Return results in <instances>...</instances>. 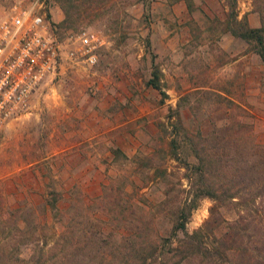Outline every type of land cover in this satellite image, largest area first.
Wrapping results in <instances>:
<instances>
[{"label": "rangeland", "instance_id": "rangeland-1", "mask_svg": "<svg viewBox=\"0 0 264 264\" xmlns=\"http://www.w3.org/2000/svg\"><path fill=\"white\" fill-rule=\"evenodd\" d=\"M31 4L44 10L65 46L82 30L98 32L104 44L92 66L63 63L29 110L1 130L4 248L13 242L21 258L53 260L57 254L49 252L56 251L66 223L76 219L85 228V217L97 219L87 231L99 227L107 240L121 239L126 224L142 225L128 211L122 221L106 210L123 186L120 202L131 200L145 211L151 230L165 234L172 206L187 195L185 175L193 182L198 174L189 143L209 149L213 131L232 152L225 130L215 124L245 132L243 144L252 138L264 144V63L228 30L236 27L229 8L246 22L251 11L259 26L264 0H0V17ZM152 58L165 94L146 83ZM249 61L251 68L240 73ZM258 83L261 93L254 91ZM177 102L179 124L171 112ZM166 190L170 199L163 203ZM210 203L206 196L199 199L185 222L188 232L202 223Z\"/></svg>", "mask_w": 264, "mask_h": 264}, {"label": "trees", "instance_id": "trees-1", "mask_svg": "<svg viewBox=\"0 0 264 264\" xmlns=\"http://www.w3.org/2000/svg\"><path fill=\"white\" fill-rule=\"evenodd\" d=\"M229 9V16L233 17L236 27L228 30L246 41L264 63V20L259 26H250L246 19H236L232 8ZM64 15L63 20H66V12ZM146 83L165 94L161 90L160 73L153 58ZM219 94L221 99L234 103L232 98ZM179 106L177 102L176 108L171 109L177 124L180 123ZM213 128L225 130V140L234 145L232 152L218 144L216 136H211L213 131L209 132V138L213 140L209 149H205L203 144L200 146L202 153L196 142L189 143L197 159L193 164V173L198 171V174H194L196 182H192V175H185L189 182L187 195L172 201L174 204L179 199L172 206L167 233L152 231L149 220L142 216L145 211L131 200L120 202V193H125L123 186L116 192L118 198L112 199L106 210L122 221L128 211L130 214L127 215L138 217L142 225L126 224L128 232L121 239L107 240L99 227L96 233L92 229L88 232V226L97 223L96 218L85 217V228L79 225L78 220H69L55 241L56 251L49 252V255L57 254L53 260L41 256L21 258L15 253L13 242L7 248H4L5 243L0 242V264H107L113 260H119V264H264V144L253 138L243 144L245 132H228L226 125L214 124ZM198 133L204 136L199 130ZM174 140L171 139V143L175 144ZM204 196L211 200L208 214L197 228L188 232L185 222ZM169 199L170 193L166 190L160 201L164 203ZM48 204L51 208L55 206L54 201ZM231 211L233 215L228 217L227 213ZM244 226L256 228L258 234L253 229L244 231ZM146 227L149 228L147 233L141 231ZM178 231H181V236H178Z\"/></svg>", "mask_w": 264, "mask_h": 264}, {"label": "built area", "instance_id": "built-area-1", "mask_svg": "<svg viewBox=\"0 0 264 264\" xmlns=\"http://www.w3.org/2000/svg\"><path fill=\"white\" fill-rule=\"evenodd\" d=\"M65 46L39 5L18 7L0 17V133L26 113L65 62L92 66L104 44L101 34L82 30Z\"/></svg>", "mask_w": 264, "mask_h": 264}, {"label": "crops", "instance_id": "crops-1", "mask_svg": "<svg viewBox=\"0 0 264 264\" xmlns=\"http://www.w3.org/2000/svg\"><path fill=\"white\" fill-rule=\"evenodd\" d=\"M246 18H247V22L249 23V25L250 26H257L258 25V22L254 19V17H253V13L251 12V11H248L246 14ZM246 52H244L243 54H241L240 56H243V55H246L245 54ZM254 55L256 54L257 55V53H255L254 51L252 52ZM252 55V54H251ZM237 58H239V57H237ZM254 65V64H253ZM251 66H252V62L251 61H249V62H244L243 63V67H242V69L240 70V73H245L246 72V69L249 67V68H251ZM254 67H256V66H254ZM260 67L261 68H264L263 67V65L262 64H260ZM254 91L255 92H262L261 90H260V88H259V83H258V86L256 87V88H254Z\"/></svg>", "mask_w": 264, "mask_h": 264}]
</instances>
